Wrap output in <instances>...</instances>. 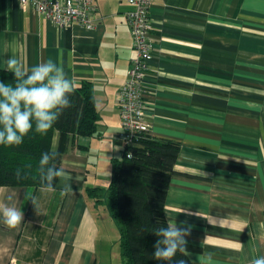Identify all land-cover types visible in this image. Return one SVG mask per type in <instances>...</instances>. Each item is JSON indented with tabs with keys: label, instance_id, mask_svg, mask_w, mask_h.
Segmentation results:
<instances>
[{
	"label": "crops",
	"instance_id": "1",
	"mask_svg": "<svg viewBox=\"0 0 264 264\" xmlns=\"http://www.w3.org/2000/svg\"><path fill=\"white\" fill-rule=\"evenodd\" d=\"M94 4V28H60L0 0V69L13 56L29 69L52 59L77 85L90 82L98 112L96 134L75 137L61 158L79 178L74 194L61 195L59 179L53 193L0 186V203L24 214L15 229L0 221V264H98L107 253L86 188L107 187L120 157L117 94L134 50L127 1ZM150 16L145 120L180 146L165 218L193 226L191 262L210 253L213 264H250L264 255V0H152Z\"/></svg>",
	"mask_w": 264,
	"mask_h": 264
},
{
	"label": "trees",
	"instance_id": "2",
	"mask_svg": "<svg viewBox=\"0 0 264 264\" xmlns=\"http://www.w3.org/2000/svg\"><path fill=\"white\" fill-rule=\"evenodd\" d=\"M0 81L14 84V75L0 69ZM69 99L71 107L46 134L33 129L18 146L0 145V186L41 188L38 166L44 152L55 150V164L61 167L62 155L75 137L96 134L98 112L90 82L84 80L77 85ZM179 150L174 141L143 133L132 143L121 144L120 157L111 160V179L106 188H86L87 196L95 202L106 198L110 214L118 222L123 264H161L153 258V245L158 239L154 232L167 225L165 199ZM181 258L189 259L179 254L174 259Z\"/></svg>",
	"mask_w": 264,
	"mask_h": 264
},
{
	"label": "clouds",
	"instance_id": "3",
	"mask_svg": "<svg viewBox=\"0 0 264 264\" xmlns=\"http://www.w3.org/2000/svg\"><path fill=\"white\" fill-rule=\"evenodd\" d=\"M7 71L14 75L15 83L0 81V145L18 146L33 129L46 134L52 128L64 110L71 107L69 97L75 92L77 84L67 75L64 67L52 59L29 69L13 56L7 60ZM57 156L55 150L41 155L38 166L40 191L55 192L54 181L59 179L63 184L61 195L74 194L73 183L79 182V178L64 167H57ZM25 199L32 201L39 214L35 198L26 193ZM0 221L15 229L24 221L23 211L15 205L0 203ZM192 228L187 221L178 225L176 221L168 220L166 226L156 229L154 234L158 239L153 245V258L161 264H190L189 259L174 258L177 254L191 257L186 238L191 235ZM192 264H213L212 255H198ZM250 264H264V255L253 258Z\"/></svg>",
	"mask_w": 264,
	"mask_h": 264
},
{
	"label": "built area",
	"instance_id": "4",
	"mask_svg": "<svg viewBox=\"0 0 264 264\" xmlns=\"http://www.w3.org/2000/svg\"><path fill=\"white\" fill-rule=\"evenodd\" d=\"M131 6L127 20L132 35L134 56L127 70V77L118 90L117 107L121 131L117 139L121 143H132L134 138L149 132L145 120L144 79L152 57L151 16L152 0H126ZM23 6L30 5L45 18L64 27L78 24L86 29L94 28L100 21L95 14L94 0H19Z\"/></svg>",
	"mask_w": 264,
	"mask_h": 264
},
{
	"label": "rangeland",
	"instance_id": "5",
	"mask_svg": "<svg viewBox=\"0 0 264 264\" xmlns=\"http://www.w3.org/2000/svg\"><path fill=\"white\" fill-rule=\"evenodd\" d=\"M106 188V187H104ZM91 206L100 226L97 244L107 251L98 258V264H123L120 250V228L117 220L110 214L106 198Z\"/></svg>",
	"mask_w": 264,
	"mask_h": 264
}]
</instances>
